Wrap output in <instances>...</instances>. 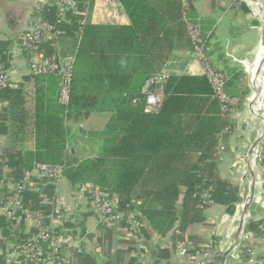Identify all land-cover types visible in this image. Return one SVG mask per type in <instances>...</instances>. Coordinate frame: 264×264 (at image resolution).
Segmentation results:
<instances>
[{"label": "trees", "instance_id": "obj_1", "mask_svg": "<svg viewBox=\"0 0 264 264\" xmlns=\"http://www.w3.org/2000/svg\"><path fill=\"white\" fill-rule=\"evenodd\" d=\"M118 2L130 19V26L81 27L80 17L70 12L69 23L57 27L60 18L56 8L45 7L42 22L57 27L56 34L60 31L71 34L74 41L71 102L67 110L60 105L59 96L48 100L42 96L44 90L38 87L46 78L54 77L51 75L32 73L26 78L28 89L13 91L7 87L1 91L0 133L11 144L3 155L0 172L9 169L7 178L16 184L39 164L61 166L64 177L72 184H90L115 198L118 210L125 216L138 203L136 219L142 225L149 224L161 237L172 233L175 241L184 243L189 229L205 222L204 211L210 205L224 206L233 214L235 205L241 201L236 187L222 179L218 170L219 157L228 140L229 113L222 111L216 99H211V114L192 109L197 101L206 104L210 101L196 97L213 96L206 77L170 76L165 84L164 104L155 114L170 115L171 125L167 128L156 117L152 125L145 121L142 89L148 79L163 71L175 49L182 25L173 18L189 19L190 8L186 0ZM54 48L48 42L39 48L38 54L57 57ZM26 51L23 48L25 54ZM0 69L3 75L7 74L4 63H0ZM246 80L244 75L234 74L226 85L227 93L236 96L233 88L237 82L243 96ZM31 83L36 86L34 92L30 91ZM100 101L112 104L107 109L114 114L103 134L102 150L95 158L79 161L68 149L70 135L66 123H77L88 116L82 113L99 110ZM188 114L194 117L189 132L181 124L182 116ZM154 128L157 130L153 131ZM22 134H29L32 149L15 150L13 138ZM206 193L211 204H204ZM42 202L43 198L33 188L21 195L23 208L41 212L48 225ZM17 219L16 224L22 228L25 216L18 213ZM14 221L5 216L6 231L16 226ZM244 232L255 239L264 235V229L251 222ZM36 234L34 229L33 237ZM23 238L19 234V240ZM48 246L45 244L44 248L47 250Z\"/></svg>", "mask_w": 264, "mask_h": 264}, {"label": "crops", "instance_id": "obj_2", "mask_svg": "<svg viewBox=\"0 0 264 264\" xmlns=\"http://www.w3.org/2000/svg\"><path fill=\"white\" fill-rule=\"evenodd\" d=\"M48 1L0 0V63L7 66L6 83L13 91L28 89L26 78L32 76L30 60L18 46L19 37L32 24L35 12L46 7ZM186 1L190 8L189 19L183 17L179 21L178 17L173 18L181 23L182 28L177 33L175 49L161 73L175 77H206L202 61L192 53L193 44L187 27V22H192L201 30L208 60L216 70L227 75V83L234 74L240 73L246 77L247 90L243 96L237 82L233 88L240 105L227 116L228 140L218 162L220 177L236 187L241 201L235 205L233 214L228 213L224 206L210 205L204 211L205 222L191 227L184 243L175 241L172 233L161 237L149 224L142 225L138 220L141 224L139 238L147 247L138 261L134 258L137 241L133 231L125 223H108L94 209L90 194L82 188V184L74 185L67 178L56 184L34 171L32 181L43 198L42 205L47 211L49 222L62 240V264H199L204 245L209 240L214 242L217 263L222 264L227 251L238 241L241 222H244L243 231L250 222L264 229V208L255 203V198L244 218L248 203L246 197L252 189L249 188V182L255 181L254 194L257 199L264 201V173L258 179V168H253L251 161L246 159L250 146L257 139L260 122L264 119V0ZM81 20L80 17L79 22ZM130 24L118 1L90 0L86 18V25L90 28L127 27ZM59 35L53 43L57 57H73L75 48L72 35L64 32ZM93 46L94 43L91 48ZM35 88V84L31 83L30 91L34 92ZM38 89L44 90L41 94L46 100L55 99L59 96L60 80L55 76L46 78V82ZM208 98V104L197 101L192 109L211 114L213 98L196 97L203 100ZM5 105L8 107L9 104ZM31 105H34L33 100ZM110 107L112 104L100 101L99 110L89 114L84 112L82 115L88 116L83 120L66 124L70 135L68 149L77 160L95 158L102 150L103 134L114 115L107 109ZM161 114L152 113L145 106L143 117L150 125L155 117L161 118L162 124L168 128L171 117ZM182 118L181 124L188 131L192 127L193 114L183 115ZM10 144L8 137L0 133V157ZM13 145L15 150L33 148L29 134L13 138ZM9 172L6 168L0 172V264H19L22 259L17 254V247L33 237L35 228L27 220L21 228L16 224L19 221L16 218L13 220L16 226L5 230V216L11 212L17 199L16 184L7 178ZM244 172L249 173L245 178ZM257 183L261 184L260 188ZM138 207L139 204L134 203L135 209L129 213L131 217L137 216ZM19 234L24 237L22 241L19 240ZM253 241L258 253L264 255V235L256 236ZM180 244H185L188 249L186 257L180 256L178 252ZM228 263L236 264L230 260Z\"/></svg>", "mask_w": 264, "mask_h": 264}, {"label": "built area", "instance_id": "obj_3", "mask_svg": "<svg viewBox=\"0 0 264 264\" xmlns=\"http://www.w3.org/2000/svg\"><path fill=\"white\" fill-rule=\"evenodd\" d=\"M82 2L84 1L49 0L47 6L55 7L60 18L57 27L69 23L67 16L70 12L83 19V21L81 20L79 22V25L84 27L86 25L87 15L81 8ZM44 9L45 6L39 8L35 12L32 24L19 37L18 46L22 51L23 48L27 50L26 54L30 60L32 73L51 75L60 78L59 103L68 110L74 82L75 59L73 57L47 58L43 54H38L40 47L48 42L55 43L56 37L61 33L59 30L60 32L56 34L57 27L42 22ZM187 27L193 44L192 53L202 61L206 78L213 91V99L218 100L223 112H233L238 105H240V100L231 97L227 93V75L224 72L216 70L208 60L205 41L202 37L200 28L191 22H187ZM169 77L170 76H167L164 73H158L153 75L145 83L142 93L145 97L146 109L150 112L157 113L161 110L166 97L165 84ZM6 82L7 75H3L0 69V92L7 88ZM2 107L3 105L0 103V112L2 111ZM260 123V128L257 130V139L253 145L250 146L249 154L246 155V159L251 161L253 168H258V179L261 178V174L264 173V119ZM240 161H243V158H240ZM0 163H4L3 156L0 157ZM35 171L38 172L39 175H43L56 184L60 183L65 178L61 166L39 164ZM33 173L34 172H26L24 177L16 183L17 199L11 212H8L6 215L9 221H13L17 218V214L21 213L25 216L26 220L33 223V227L37 229V234L32 239L18 245L17 254L22 258V262L19 264H62V240L54 225L51 223L48 225L45 224L44 219H46V217L41 212L35 213L26 210L21 203V195L26 189L33 188L39 194L38 189L36 185L34 187V182L31 178ZM246 175H249V173L244 172L243 177L245 178ZM257 184V187L260 188L261 184ZM251 187L252 182H249V188ZM82 188L88 190L94 209L100 213L108 223H125L133 231L137 241V251L134 258L139 261L142 255L147 251L146 245L139 238L141 227L140 222L136 217H131L130 214L125 216L120 212L115 199L109 195L102 193L98 189H94L91 185L82 184ZM249 196L246 197L247 201L249 200ZM256 196L257 195L254 194L255 203H259L264 208V201H262L261 198L257 199ZM203 200L204 204H211L210 195L208 193L203 196ZM242 237L244 238L243 242L246 244L239 247L236 251L235 249ZM240 239L224 264H229L228 260L235 262L236 264H264V255L258 253L255 242L253 241V236L251 234H245L243 231ZM45 244L49 245L47 250L44 248ZM178 252L182 257L187 256L188 249L185 247V244H180L178 246ZM217 258L218 256L214 249V242L209 240L204 245L202 260L199 264H217Z\"/></svg>", "mask_w": 264, "mask_h": 264}, {"label": "water", "instance_id": "obj_4", "mask_svg": "<svg viewBox=\"0 0 264 264\" xmlns=\"http://www.w3.org/2000/svg\"><path fill=\"white\" fill-rule=\"evenodd\" d=\"M254 186H255V181H253L252 182V189H251V193H250V196H249V200H248V203H247V207H246V209H245V211H244V218L246 217V215H247V211H248V207H249V205L252 203V201H253V198H254ZM243 218V219H244ZM243 225H244V222L242 223L241 222V225H240V228H239V232H240V234H239V238L237 239L238 241H239V239H240V236H241V234L243 233ZM238 241H236L234 244H233V246L227 251V253H226V255L223 257V260H222V264H224V262L226 261V259H227V257L229 256V254L233 251V249H234V247L236 246V244L238 243Z\"/></svg>", "mask_w": 264, "mask_h": 264}, {"label": "rangeland", "instance_id": "obj_5", "mask_svg": "<svg viewBox=\"0 0 264 264\" xmlns=\"http://www.w3.org/2000/svg\"><path fill=\"white\" fill-rule=\"evenodd\" d=\"M84 2L81 3V8L85 11L86 15L88 16L89 9H90V0H83ZM86 16V17H87ZM244 241V238L242 237L239 241V244L237 248L235 249L236 251L241 247L242 245L246 244ZM217 264H220L219 262ZM231 264V263H229ZM233 264V263H232Z\"/></svg>", "mask_w": 264, "mask_h": 264}, {"label": "bare ground", "instance_id": "obj_6", "mask_svg": "<svg viewBox=\"0 0 264 264\" xmlns=\"http://www.w3.org/2000/svg\"><path fill=\"white\" fill-rule=\"evenodd\" d=\"M250 1H252V0H250ZM254 2V1H253ZM257 2V1H256Z\"/></svg>", "mask_w": 264, "mask_h": 264}]
</instances>
